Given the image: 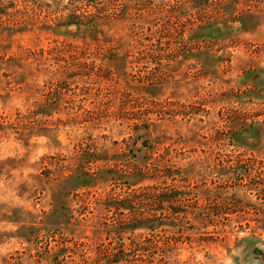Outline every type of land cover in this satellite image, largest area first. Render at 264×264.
<instances>
[{"label":"rangeland","instance_id":"rangeland-1","mask_svg":"<svg viewBox=\"0 0 264 264\" xmlns=\"http://www.w3.org/2000/svg\"><path fill=\"white\" fill-rule=\"evenodd\" d=\"M254 263L264 0H0V264Z\"/></svg>","mask_w":264,"mask_h":264},{"label":"trees","instance_id":"trees-1","mask_svg":"<svg viewBox=\"0 0 264 264\" xmlns=\"http://www.w3.org/2000/svg\"><path fill=\"white\" fill-rule=\"evenodd\" d=\"M83 25H81V22H78V20H77V18H75V17H73L72 19H70L68 22H67V24H65V27H74L75 29H79L80 27H82ZM89 28V27H88ZM88 28H87V26H85L84 27V29H83V31H87L88 30ZM145 122H146V119H145V117H144V119H143ZM138 122V124H139V126H141L142 124H143V122L142 121H140L139 122V120H137ZM136 124V123H135ZM145 130H147V129H145ZM144 134H146V131L144 132ZM144 138H145V135H144ZM142 139V138H141ZM142 144H145L144 142L142 143ZM141 144V147L142 148H146L145 147V145L143 146ZM146 152H147V154H149V153H152V150H151V148H148L147 149V151L145 150V154L144 155H146ZM150 156V155H149ZM148 166H152V164H150V165H148ZM153 166L154 167H151V168H143V170L142 171H138L137 173H139L142 177H143V179H145L144 177H146V178H148L147 176H155V175H158V174H160V170H161V166L160 165H154L153 164ZM125 171H126V169H125ZM125 171H119V172H117L116 173V177L117 178H119V179H116V180H118V181H120V180H125L124 182H126V185L127 186H132L130 183H128L126 180L127 179H125V178H128V177H134V175H131L130 174V172H125ZM150 179H152V178H150ZM132 182V181H131ZM149 196H152L153 197V199L151 200V201H148V202H150L152 205H155L154 203H157L154 207L155 208H158V206H159V204H160V199H159V192L158 191H156V195H149ZM156 198H158V200L156 199ZM121 201H119V205L120 206H124V208H125V204L123 205L122 203H120ZM126 210H129L130 208H125ZM152 223V222H151Z\"/></svg>","mask_w":264,"mask_h":264},{"label":"water","instance_id":"water-1","mask_svg":"<svg viewBox=\"0 0 264 264\" xmlns=\"http://www.w3.org/2000/svg\"><path fill=\"white\" fill-rule=\"evenodd\" d=\"M254 264H257V263H254Z\"/></svg>","mask_w":264,"mask_h":264}]
</instances>
